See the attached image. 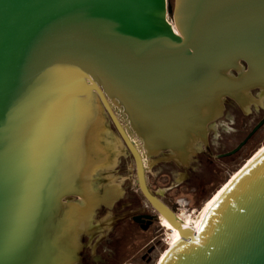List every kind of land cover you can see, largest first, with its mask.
<instances>
[{"label":"water","instance_id":"95a60500","mask_svg":"<svg viewBox=\"0 0 264 264\" xmlns=\"http://www.w3.org/2000/svg\"><path fill=\"white\" fill-rule=\"evenodd\" d=\"M238 59L242 79L226 74ZM255 85L264 0H0V264L81 261L90 214L115 199L88 188L113 161L102 109L154 216L179 233L156 264H264V148L184 227L150 191L130 135L184 161L221 100Z\"/></svg>","mask_w":264,"mask_h":264},{"label":"rangeland","instance_id":"374dc122","mask_svg":"<svg viewBox=\"0 0 264 264\" xmlns=\"http://www.w3.org/2000/svg\"><path fill=\"white\" fill-rule=\"evenodd\" d=\"M167 1L173 5V0ZM245 94L251 100L241 107L242 110L234 109L223 114L221 111L213 119L214 123L225 122V114L236 115L239 130L235 132L229 123H224V129L209 135L215 145L205 152H202L203 143L193 139L184 161L176 157L171 159V152H149L142 140L135 133H130L144 156L146 182L150 191L157 194L176 214L183 212L195 218L204 203L220 190L230 175L264 147L263 124L237 153L218 156L231 150L259 119L264 118V89H247ZM224 102L222 99L221 104ZM113 106L122 124L131 130L122 109ZM102 114L113 161L93 169L89 174L88 188L90 192H102L109 188L115 199L106 207L98 204L90 214L88 227L80 236L81 261L78 264H156L162 252L168 248L167 230L161 224L154 223L143 232L128 219L135 207L124 206L125 203L130 200H138L142 205L148 203L138 189L132 156L103 109Z\"/></svg>","mask_w":264,"mask_h":264},{"label":"flooded vegetation","instance_id":"af4514ba","mask_svg":"<svg viewBox=\"0 0 264 264\" xmlns=\"http://www.w3.org/2000/svg\"><path fill=\"white\" fill-rule=\"evenodd\" d=\"M235 67L236 68H229L228 70H226V74H228L230 77L238 78V79H242L245 76V74L247 73L248 68H249L247 62L244 59H238L237 60V64H236ZM248 89L254 90V89H263V88L261 86H259V85H257V86L255 85V86H252V87H250ZM244 93L236 94L235 98L230 97V96H225V98H224L225 102L223 104L222 114L225 111H233L234 109L242 110L241 107L244 104H246L247 102H249V100H251V98L249 96H247L246 94H244ZM223 119H225L224 120L225 122L214 123L215 120L214 121L213 120L210 121L207 124V131H206L205 139L203 140L201 138H198L199 141H201L203 143V145H202V147H203L202 150L203 151L202 152L210 150L211 146L215 145V142H213L212 140L209 139V135L211 133L214 134L219 129L220 130L224 129V126H226L224 123H229L232 126L231 130H234L235 132H237L239 130V120L236 117V115H232V114L228 113L227 115L225 114ZM263 124H264V118H261L253 125V127L251 128L250 131H252V129H254L256 126H258V127L255 130V132L248 138V140L245 142L244 145L247 144V142L250 140V138L260 129V127ZM218 136H219V133H218L216 138H218ZM217 144H219V142ZM238 144H236L233 148H235ZM243 146H241L240 149ZM164 152H170V151H164ZM237 152H235V153H237ZM174 154L175 153L171 152V155L169 157L171 159L173 158V156L176 157L175 156L176 154L175 155ZM223 157H226V156H223ZM177 160H179V159L177 158ZM106 205H107L106 203H101V207L102 206L106 207ZM131 205L134 206L135 209L131 211V214L129 215L128 219L133 224H135L136 227L138 229H140L141 231L145 232V231L149 230L154 225V223L161 224V223H159L160 219H158L156 216H154L155 215L154 212L151 210V208H149V206L147 204L146 205H142L138 200H130L129 202L124 204V206H131Z\"/></svg>","mask_w":264,"mask_h":264},{"label":"bare ground","instance_id":"6f19581e","mask_svg":"<svg viewBox=\"0 0 264 264\" xmlns=\"http://www.w3.org/2000/svg\"><path fill=\"white\" fill-rule=\"evenodd\" d=\"M264 148V147H263ZM261 148V150L263 149ZM261 150H259L256 154H254L252 157H250L247 162L245 164H247L253 157H255ZM142 158H144V156H142ZM144 162V160H143ZM244 164V165H245ZM145 165V164H144ZM244 165L242 167H244ZM241 167V168H242ZM240 168V169H241ZM239 169V170H240ZM234 171L230 177L228 178V180L226 181V183L220 188V190L218 192H216L211 198H209L204 205L202 206V208L200 209L198 215L195 218H191L190 216H188L186 213H181V214H177L178 218L180 219V222L182 223V225L184 227H191L193 225V223L208 209V207L211 205V203L214 201V199L217 197V195L222 191V189L229 183V181L237 174V172L239 171ZM160 223L161 225L165 228V230H167V246L168 248L171 247L172 245H174L179 239V233L177 231V229L173 228L170 223L164 219V218H160ZM167 248V249H168ZM167 249L162 252L160 259L163 257V255L165 254V252L167 251ZM159 259V260H160ZM158 260V261H159Z\"/></svg>","mask_w":264,"mask_h":264},{"label":"built area","instance_id":"2783aa9c","mask_svg":"<svg viewBox=\"0 0 264 264\" xmlns=\"http://www.w3.org/2000/svg\"><path fill=\"white\" fill-rule=\"evenodd\" d=\"M129 264H133V263H129Z\"/></svg>","mask_w":264,"mask_h":264}]
</instances>
